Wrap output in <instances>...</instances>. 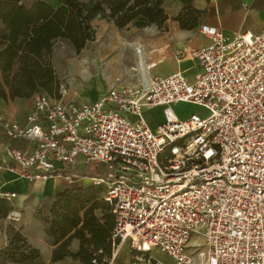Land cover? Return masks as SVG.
<instances>
[{
	"label": "built area",
	"instance_id": "1",
	"mask_svg": "<svg viewBox=\"0 0 264 264\" xmlns=\"http://www.w3.org/2000/svg\"><path fill=\"white\" fill-rule=\"evenodd\" d=\"M198 33L208 44L190 52V80H117L81 104L36 93L22 124L0 114L4 137L27 144L2 148L0 199L15 197L14 179L81 183L80 162L113 216L105 264H119L122 245L133 264H168L152 251L172 264H264V32L228 36L202 24ZM177 103L199 111L177 119ZM154 109L162 120L151 127Z\"/></svg>",
	"mask_w": 264,
	"mask_h": 264
},
{
	"label": "trees",
	"instance_id": "2",
	"mask_svg": "<svg viewBox=\"0 0 264 264\" xmlns=\"http://www.w3.org/2000/svg\"><path fill=\"white\" fill-rule=\"evenodd\" d=\"M23 1L0 0V101L3 102L27 99L36 93L53 98L58 82L43 56L59 39L69 42L75 53L79 52L93 39L90 23L94 18L106 19L118 30L151 25L161 28L167 19L161 8L162 0H60L57 7L39 0L29 5ZM177 1L181 9L173 20L180 29L189 30L195 26L200 12L192 8V0ZM101 191L100 186L90 184L70 196L68 193L59 196L68 203L46 235L54 244L75 239L78 249L70 255L63 248L58 251L57 246L51 253V262L71 256L80 264H92V260L95 264H105L113 216L110 206L97 200ZM96 210L100 211L99 217L94 214ZM9 211L3 209L0 215L6 217ZM36 254L35 250L29 253L32 257Z\"/></svg>",
	"mask_w": 264,
	"mask_h": 264
},
{
	"label": "rangeland",
	"instance_id": "3",
	"mask_svg": "<svg viewBox=\"0 0 264 264\" xmlns=\"http://www.w3.org/2000/svg\"><path fill=\"white\" fill-rule=\"evenodd\" d=\"M30 1L24 0L23 2L25 5H29ZM90 26L94 32L93 39L86 43L79 52L75 53L69 42L59 39L43 56V59L50 64L58 82V90L53 99L62 103H81L85 100L91 102L92 97L97 98L94 93L96 86L101 83L106 90L115 85L116 78L121 80V83L132 84V68L137 63L132 48L135 43L140 42V40H135L136 36H141L146 40L159 38L163 35V30L157 27L153 29L154 35L152 36L147 35L149 31L144 28L128 27L118 30L111 22L99 17L94 18ZM1 31L2 26L0 25ZM95 75L98 78L95 77L89 82L91 89L88 91L83 88L80 91V96V88L87 87L88 81ZM33 95L27 99H16V102H19L20 107L27 111ZM194 109L193 106L187 104H179L172 108L177 119L189 115ZM199 115L203 117L205 113H199ZM89 186L87 181L72 185L62 184L59 191L38 200L28 198L22 202L21 206H18L16 201H0V212L3 209H12L13 206L22 207L25 210V214L16 222H11L5 216L0 215V264H17V262L23 264H80L71 256L51 262L53 249L58 246V251L63 248L72 255L78 249V241L75 239L62 240L54 244V240L46 235V230L64 212L65 205L68 203L59 196L64 193H68L67 196H70L73 191ZM97 200L103 203L100 192L97 194ZM74 205L76 204L72 203V206ZM94 214L99 217L100 211L96 210ZM31 250L37 252L36 256L29 255ZM45 250L48 251V259L44 257ZM150 254L158 260L172 264V261L162 253L152 251ZM116 261L119 264L134 263L129 258L126 245H122L119 249Z\"/></svg>",
	"mask_w": 264,
	"mask_h": 264
},
{
	"label": "crops",
	"instance_id": "4",
	"mask_svg": "<svg viewBox=\"0 0 264 264\" xmlns=\"http://www.w3.org/2000/svg\"><path fill=\"white\" fill-rule=\"evenodd\" d=\"M32 1L34 0H31L28 4ZM39 1L53 7L60 5V0ZM191 5L193 9L200 12V15L195 20V26L193 28L182 30L179 28L177 22L173 20L180 12V3L177 0H162L161 8L167 17L161 27L163 35L159 38H150L146 40L142 39L141 36H136L135 40H140V42L135 43V46L132 48L133 55L137 61L135 67L132 68V84L135 83L136 79L142 78V75L167 76L176 72L181 73L186 79L190 80L198 71V66L191 58L190 52L208 44V40L198 33V27L202 24L213 26L228 36L237 32H249L251 34L264 32V0H192ZM144 29L149 31L147 35L152 36L154 35L153 29H156V27L151 25ZM137 47L141 48L142 53L140 56L135 53ZM149 61H153L151 66L147 64ZM141 65L145 67L144 73L140 69ZM95 77L98 78L97 75L93 76L88 81L87 87L80 88V96V91H82L83 88L88 91L91 89V87H89V82ZM117 80L121 82V80L116 78L115 83ZM104 91L105 89L100 83V85L96 86L94 93L96 97H98V95ZM95 100L96 98L92 97L91 102ZM81 103H89V101L85 100ZM179 104L181 103L174 104L171 108ZM20 106V103L16 102V99L8 100L7 102L0 101V114L9 122L22 124L25 115L31 109L32 102L27 111ZM194 108L192 112L199 111L197 107ZM146 117L151 127L156 126L162 120L159 109L148 112ZM3 146L24 148L27 144L25 142H12L8 140L0 130V157L2 156ZM55 166L60 167V163H55ZM74 172L82 174L86 179L97 175L93 169L88 166H83L80 162L74 167ZM6 179H10V177L6 175ZM86 179L83 181H87ZM1 184L2 182L0 180V185ZM62 184L65 183L61 180L54 179L34 182H27L25 179H14L8 181L6 186L10 191L16 193L11 201H16L19 204L18 206H21L22 202L28 198L38 200L55 191H59L62 188ZM12 209L19 212L20 219L21 216L25 214V210L22 207L13 206ZM44 257L48 259L47 250H45Z\"/></svg>",
	"mask_w": 264,
	"mask_h": 264
},
{
	"label": "bare ground",
	"instance_id": "5",
	"mask_svg": "<svg viewBox=\"0 0 264 264\" xmlns=\"http://www.w3.org/2000/svg\"><path fill=\"white\" fill-rule=\"evenodd\" d=\"M136 53H137V54H141L140 47H137V48H136ZM140 67H141L140 69H141L142 72L144 73V72H145V67H143L142 65H141ZM141 77H142V78H145L146 76H145V75H142ZM89 103H91V102H89Z\"/></svg>",
	"mask_w": 264,
	"mask_h": 264
}]
</instances>
